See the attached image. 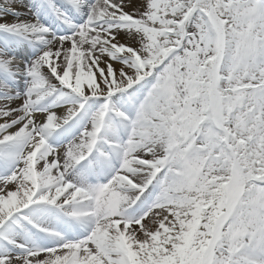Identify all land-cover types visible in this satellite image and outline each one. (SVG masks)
Listing matches in <instances>:
<instances>
[{"label":"snow or ice","instance_id":"obj_1","mask_svg":"<svg viewBox=\"0 0 264 264\" xmlns=\"http://www.w3.org/2000/svg\"><path fill=\"white\" fill-rule=\"evenodd\" d=\"M0 264H264V0H0Z\"/></svg>","mask_w":264,"mask_h":264}]
</instances>
